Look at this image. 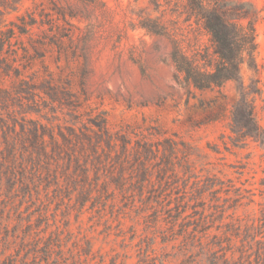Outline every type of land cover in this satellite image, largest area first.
<instances>
[{"label":"rangeland","instance_id":"1","mask_svg":"<svg viewBox=\"0 0 264 264\" xmlns=\"http://www.w3.org/2000/svg\"><path fill=\"white\" fill-rule=\"evenodd\" d=\"M236 1L257 12V67L240 83L259 90L264 131V0L219 3ZM158 18L148 0H0L3 85L18 73L26 88L4 130L0 264H183L198 231L259 215L264 147L231 132L240 83L189 89L170 39L141 27Z\"/></svg>","mask_w":264,"mask_h":264},{"label":"trees","instance_id":"2","mask_svg":"<svg viewBox=\"0 0 264 264\" xmlns=\"http://www.w3.org/2000/svg\"><path fill=\"white\" fill-rule=\"evenodd\" d=\"M148 2L155 6L160 18L147 19L141 27L150 34L170 39L175 77L181 76L189 89L202 92L220 89L228 82L240 83L242 64L256 71L257 12L248 3L236 1L221 6L219 0ZM261 11L264 12V5ZM198 34L207 37V46L200 44ZM191 35L195 36V40L189 44ZM8 71V65H4L0 58V131L4 133L6 129L16 133L17 116L21 112L13 104L14 96L26 88L25 81L19 78L18 73L17 81L5 87L4 77ZM238 92L239 98L233 105L231 124L235 141L244 142L251 138L264 147V131L256 122L252 98L259 90L240 83ZM98 127L103 134L107 132L104 120ZM36 134L35 131V141L38 138ZM1 139L0 136V143ZM3 140L8 145L6 152H0V170L4 165L10 166L12 163L9 158L15 156V138L4 133ZM250 203L253 200L249 198ZM241 222L233 220L224 231L216 234L210 235L207 228L198 231L195 238L200 250L192 260H186L183 264H264V206L260 208L258 216L246 218L243 225Z\"/></svg>","mask_w":264,"mask_h":264}]
</instances>
